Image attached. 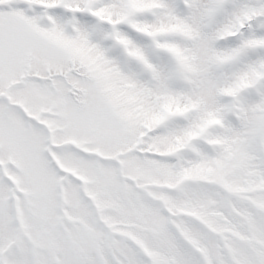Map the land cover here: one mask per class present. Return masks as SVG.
Here are the masks:
<instances>
[{
  "label": "snow or ice",
  "instance_id": "obj_1",
  "mask_svg": "<svg viewBox=\"0 0 264 264\" xmlns=\"http://www.w3.org/2000/svg\"><path fill=\"white\" fill-rule=\"evenodd\" d=\"M0 264H264V0H0Z\"/></svg>",
  "mask_w": 264,
  "mask_h": 264
}]
</instances>
